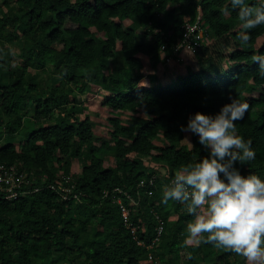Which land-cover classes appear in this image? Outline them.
Here are the masks:
<instances>
[{
    "label": "trees",
    "instance_id": "16d2710c",
    "mask_svg": "<svg viewBox=\"0 0 264 264\" xmlns=\"http://www.w3.org/2000/svg\"><path fill=\"white\" fill-rule=\"evenodd\" d=\"M197 20L204 37L189 49L186 71L168 83L147 73L162 45L171 50L162 57L167 61L186 23ZM240 23L228 0L0 3V162L39 173L17 196L0 198V264H247L213 243L186 242L193 215L181 202H162L174 173L207 155L198 136L181 125L196 111L215 114L229 94L249 103L236 127L256 152L237 166L264 176V73L254 61L264 52V25L248 30L250 39L241 45ZM136 27L152 40H138ZM173 57L179 61L182 51ZM112 58L123 66L111 67ZM93 89L105 90L101 104L119 112L106 119L113 127L108 140L95 133L82 99ZM58 155L66 174L74 159L82 162L74 184L63 181L70 192L57 187L50 171ZM162 167L165 177L158 175ZM117 195L130 209L127 222Z\"/></svg>",
    "mask_w": 264,
    "mask_h": 264
},
{
    "label": "clouds",
    "instance_id": "9594fccd",
    "mask_svg": "<svg viewBox=\"0 0 264 264\" xmlns=\"http://www.w3.org/2000/svg\"><path fill=\"white\" fill-rule=\"evenodd\" d=\"M228 4L238 13L237 39L243 45L250 39L248 30L264 25V0H228ZM254 61L264 73V52H257ZM248 108L246 100L229 94L215 114L189 115L181 131L196 134L207 155L174 173L164 186L162 202H181L193 215L186 225V242L213 243L244 257L247 264H264V176L244 174L237 166L256 157L251 141L236 127Z\"/></svg>",
    "mask_w": 264,
    "mask_h": 264
},
{
    "label": "rangeland",
    "instance_id": "374dc122",
    "mask_svg": "<svg viewBox=\"0 0 264 264\" xmlns=\"http://www.w3.org/2000/svg\"><path fill=\"white\" fill-rule=\"evenodd\" d=\"M4 0H0V3H3ZM13 1V0H10ZM3 9H6V6L3 7ZM125 25L127 26H136L134 23L133 19H126L125 20ZM74 23L71 22H67L66 23V27H72L74 26ZM137 30V39L138 40H144L147 42H150L153 38L152 34L149 33L147 35L143 34V30L144 28L142 27H136ZM264 40V37H261L259 39V43H262V41ZM20 48L18 47L17 50H19ZM120 50L117 51V53H119ZM167 51L162 50V54H161V58L160 60L156 63V65H147L145 67V70L147 73L150 72H156L159 76V79L161 80L162 83H168L170 80L174 79L177 75L178 72L182 73L186 71V66L189 64V62H191L193 60V54L189 51V48L184 49L182 51V55L183 57H181V59L179 61L176 62V60L173 61H165L162 57L165 56V53ZM109 65L111 67H120L123 66L122 63H120L118 60H116L115 58L110 59L109 61ZM145 81H148V77H145L144 79ZM107 92L105 90H98V89H93L92 92L85 94L82 96L83 101L85 102V104L87 105V110L86 112L90 113L92 118L95 120V133L98 136H101L102 138L108 140L111 138V130L113 129V127H111L110 123L106 120L109 116H112L114 114H119V112H113L110 111V109H108L107 107H105L104 105L101 104V102L104 100V96ZM260 93V91H256L255 92V96H258V94ZM33 113V111H32ZM127 116H129L128 112H123L122 117L123 118H127ZM2 128V127H0ZM5 138H3L2 140H0V143H2L4 141ZM184 143H188L187 139H184L183 141ZM18 145V144H17ZM61 157V155H58L57 157H55L53 160L50 161V171L54 173L55 178H57L58 180H60L61 187L64 190H70V186L68 184H64L63 181L65 182H71V184H74V180L75 178L81 174L82 172V162L76 158L73 160V165H72V172L70 174H66L64 172V165L62 164L61 161H59V158ZM149 158V157H147ZM147 161H149V159H147ZM146 161V162H147ZM150 163V162H147ZM20 164V163H18ZM21 165V164H20ZM37 168L33 169L32 171L28 172V175L30 178H34L36 180V177L39 175V173L37 172ZM158 175L160 177H165V173H166V169L165 168H161V170H158ZM48 176L49 173L48 172H41V179L43 181L48 180ZM155 177V176H154ZM50 184H55V182L50 181ZM142 184V183H140ZM79 196H74V198H78ZM116 201V199H115ZM117 202V201H116ZM118 203V202H117ZM95 225L91 226V229H94ZM145 262H151V258L149 257L148 259L145 260ZM64 264H71L70 260H66ZM181 264H191L188 263L186 261H182Z\"/></svg>",
    "mask_w": 264,
    "mask_h": 264
},
{
    "label": "built area",
    "instance_id": "2783aa9c",
    "mask_svg": "<svg viewBox=\"0 0 264 264\" xmlns=\"http://www.w3.org/2000/svg\"><path fill=\"white\" fill-rule=\"evenodd\" d=\"M204 37L203 29L200 26L199 20L195 22H187L185 25V30L183 32V35L179 38L177 44H175L174 48L172 49V53L167 56V61H170L174 59L173 56H180L181 51L184 49H191L194 50V46H197L201 43L202 39ZM162 50L167 51L165 55L168 54V52H171L169 50L168 45L164 43L161 47ZM28 170L25 167H22V165L18 163H4L0 162V198H11L14 196H17L18 194V188H21L24 186V184H30L32 185L33 182H36L33 177L30 178L28 175ZM154 179H151V183H153ZM143 184L144 182L141 181ZM61 182L59 181L58 188H60L64 193L70 192V190H64L61 187ZM51 186H55V184H50ZM39 186V185H38ZM39 187H35V190H38ZM34 191V190H33ZM115 191L117 193H122V189L116 188ZM24 192H26L24 190ZM116 195V194H115ZM67 196V195H65ZM74 196H78L75 194ZM116 201L118 202L121 212L125 218V221L128 220V215L130 212V209L126 204H124L122 197L120 195H117L115 197ZM130 226V223H128ZM162 226L159 227V230L161 231ZM133 231L135 228L133 227ZM139 243H142L139 241ZM150 258L152 259V256L150 255Z\"/></svg>",
    "mask_w": 264,
    "mask_h": 264
}]
</instances>
